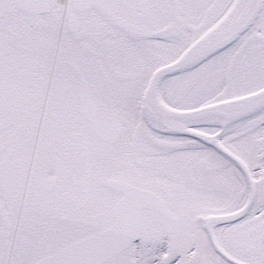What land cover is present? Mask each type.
<instances>
[{"label": "snow or ice", "instance_id": "snow-or-ice-1", "mask_svg": "<svg viewBox=\"0 0 264 264\" xmlns=\"http://www.w3.org/2000/svg\"><path fill=\"white\" fill-rule=\"evenodd\" d=\"M0 264H264V0H0Z\"/></svg>", "mask_w": 264, "mask_h": 264}]
</instances>
